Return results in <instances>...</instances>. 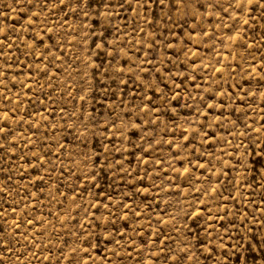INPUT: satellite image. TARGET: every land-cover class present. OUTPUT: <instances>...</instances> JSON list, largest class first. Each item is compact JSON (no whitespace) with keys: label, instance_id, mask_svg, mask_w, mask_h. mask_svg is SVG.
<instances>
[{"label":"rangeland","instance_id":"1","mask_svg":"<svg viewBox=\"0 0 264 264\" xmlns=\"http://www.w3.org/2000/svg\"><path fill=\"white\" fill-rule=\"evenodd\" d=\"M0 264H264V0H0Z\"/></svg>","mask_w":264,"mask_h":264}]
</instances>
